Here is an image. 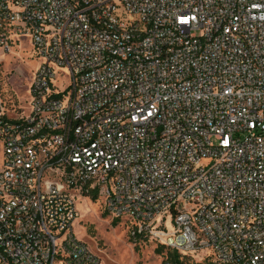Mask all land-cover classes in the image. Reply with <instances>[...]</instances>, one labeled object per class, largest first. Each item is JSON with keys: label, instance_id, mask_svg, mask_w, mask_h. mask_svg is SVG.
I'll list each match as a JSON object with an SVG mask.
<instances>
[{"label": "built area", "instance_id": "2783aa9c", "mask_svg": "<svg viewBox=\"0 0 264 264\" xmlns=\"http://www.w3.org/2000/svg\"><path fill=\"white\" fill-rule=\"evenodd\" d=\"M19 39L38 65L28 115L0 81V264H99L78 196L162 264H264V0H0V73Z\"/></svg>", "mask_w": 264, "mask_h": 264}, {"label": "rangeland", "instance_id": "374dc122", "mask_svg": "<svg viewBox=\"0 0 264 264\" xmlns=\"http://www.w3.org/2000/svg\"><path fill=\"white\" fill-rule=\"evenodd\" d=\"M37 65L36 51L28 39L15 42L1 65V87L25 115L29 114L28 88ZM76 202L79 217L74 223V231L100 259L99 264H162L160 247L163 241L134 236L129 223L114 219L103 211L100 199L78 196ZM205 253L196 255L194 261H202Z\"/></svg>", "mask_w": 264, "mask_h": 264}, {"label": "trees", "instance_id": "16d2710c", "mask_svg": "<svg viewBox=\"0 0 264 264\" xmlns=\"http://www.w3.org/2000/svg\"><path fill=\"white\" fill-rule=\"evenodd\" d=\"M1 74V73H0ZM0 81H1V79H0ZM162 247H160V249H161ZM161 253H162V256H164V254H163V249H161ZM179 253L177 254L176 252L175 253H173V254H171V256H170V258L171 259H176L177 257H179Z\"/></svg>", "mask_w": 264, "mask_h": 264}]
</instances>
